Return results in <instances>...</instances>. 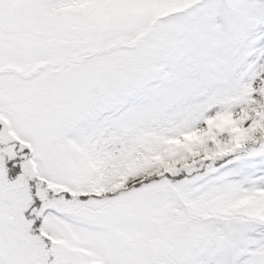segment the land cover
I'll return each instance as SVG.
<instances>
[{
	"label": "snow or ice",
	"instance_id": "snow-or-ice-1",
	"mask_svg": "<svg viewBox=\"0 0 264 264\" xmlns=\"http://www.w3.org/2000/svg\"><path fill=\"white\" fill-rule=\"evenodd\" d=\"M0 264H264V0H0Z\"/></svg>",
	"mask_w": 264,
	"mask_h": 264
}]
</instances>
